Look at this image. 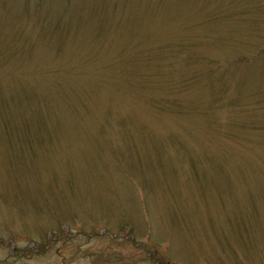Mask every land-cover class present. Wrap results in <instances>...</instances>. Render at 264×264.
<instances>
[{
	"label": "rangeland",
	"instance_id": "1",
	"mask_svg": "<svg viewBox=\"0 0 264 264\" xmlns=\"http://www.w3.org/2000/svg\"><path fill=\"white\" fill-rule=\"evenodd\" d=\"M0 264H264V0H0Z\"/></svg>",
	"mask_w": 264,
	"mask_h": 264
},
{
	"label": "trees",
	"instance_id": "2",
	"mask_svg": "<svg viewBox=\"0 0 264 264\" xmlns=\"http://www.w3.org/2000/svg\"><path fill=\"white\" fill-rule=\"evenodd\" d=\"M119 232H124V227L120 228V229H119ZM47 235H49V236H48V239H49L48 244H50V242H52V241H54V240L59 241V239H58V238H59L58 235H56V236L54 237L53 240L50 239V237L53 236V234H52L51 232H48ZM55 238H56V239H55ZM48 244L46 245L45 248H43L44 250H47V249L49 248V247H48ZM47 247H48V248H47Z\"/></svg>",
	"mask_w": 264,
	"mask_h": 264
}]
</instances>
